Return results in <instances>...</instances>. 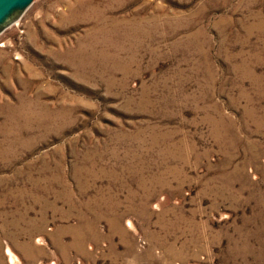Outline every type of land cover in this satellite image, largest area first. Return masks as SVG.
Returning <instances> with one entry per match:
<instances>
[{"label": "rangeland", "instance_id": "obj_1", "mask_svg": "<svg viewBox=\"0 0 264 264\" xmlns=\"http://www.w3.org/2000/svg\"><path fill=\"white\" fill-rule=\"evenodd\" d=\"M0 264H264V0H33L0 31Z\"/></svg>", "mask_w": 264, "mask_h": 264}, {"label": "water", "instance_id": "obj_2", "mask_svg": "<svg viewBox=\"0 0 264 264\" xmlns=\"http://www.w3.org/2000/svg\"><path fill=\"white\" fill-rule=\"evenodd\" d=\"M33 0H0V31L17 20Z\"/></svg>", "mask_w": 264, "mask_h": 264}, {"label": "bare ground", "instance_id": "obj_3", "mask_svg": "<svg viewBox=\"0 0 264 264\" xmlns=\"http://www.w3.org/2000/svg\"><path fill=\"white\" fill-rule=\"evenodd\" d=\"M15 257L13 256V254H10L9 256V260L10 261H13V262H16V259H14Z\"/></svg>", "mask_w": 264, "mask_h": 264}]
</instances>
